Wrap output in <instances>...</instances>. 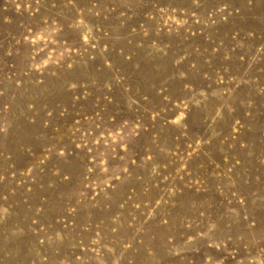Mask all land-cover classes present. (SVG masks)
<instances>
[{
    "label": "rangeland",
    "instance_id": "rangeland-1",
    "mask_svg": "<svg viewBox=\"0 0 264 264\" xmlns=\"http://www.w3.org/2000/svg\"><path fill=\"white\" fill-rule=\"evenodd\" d=\"M0 264H264V0H0Z\"/></svg>",
    "mask_w": 264,
    "mask_h": 264
}]
</instances>
